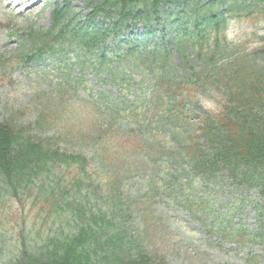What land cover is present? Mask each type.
Returning a JSON list of instances; mask_svg holds the SVG:
<instances>
[{
	"label": "trees",
	"instance_id": "obj_1",
	"mask_svg": "<svg viewBox=\"0 0 264 264\" xmlns=\"http://www.w3.org/2000/svg\"><path fill=\"white\" fill-rule=\"evenodd\" d=\"M187 1L178 0L180 4L176 5L175 0H89L92 8H97L96 13L111 22L110 26L87 28L76 38L73 34L63 35L62 31L31 29V48L26 54L30 58L40 57L49 50L53 52L58 40L66 36L72 41L70 45L87 47L94 52L97 37L110 35L118 48L121 34L130 27L126 21L144 22L141 24L149 33L155 19L162 21L161 16L166 17L168 24L163 28L168 31L164 36L168 41L145 45L142 51L140 46H131L125 53L116 49L119 69L122 65L133 69L129 73L134 78L138 71L148 75L135 93H126L134 94L131 102L124 100L123 111L128 114L116 130L132 125L138 119L132 112L144 109L151 111L149 118L140 124H146L144 138L117 140V146L100 140L93 143L95 152L88 155L80 148L69 152L67 145L42 142L12 118L0 124V137L5 136L7 144H18L8 157L0 151V235L7 233L11 237L13 232V228L6 226L12 219L2 209L5 202L10 207L17 201L25 210V200L35 201L38 208L46 210L53 219L51 231L38 242L44 258L55 255L53 261L63 263L67 259L76 262L78 258L85 264L123 263L131 258V252L124 249L127 245L129 250L134 249L131 255L149 261L152 255L147 250L151 251L154 243L149 240L148 226L141 225L134 205L140 189L124 183L122 178L153 169L171 180L172 184L170 181L164 184V191L179 201L210 234L215 233L225 241L237 239L242 245L247 239L245 236H253L264 244V62H239L240 59L233 56L234 45H204V36L199 30L205 26L214 29L215 21L218 24L224 18L217 11L219 4H200L199 8L194 2L199 0H191L185 8ZM161 2L181 12L160 11ZM112 11L117 18L109 17ZM184 19L185 24H182ZM62 21V15H55L53 27ZM89 21L94 23L95 17L91 16ZM174 53L177 56L174 57ZM195 54L197 62H191L189 69L200 70L205 79L217 76L218 80L208 85L212 89L213 86L219 88L224 100L221 109L212 112L199 125L202 131L189 137L191 125L181 104L190 99V95L184 91L182 82L173 81L168 74L181 68L180 60L188 62V57ZM171 62L172 65H167ZM126 72L123 69L121 74ZM112 81L119 84L118 92L130 86L127 77L119 76ZM118 135H125L124 130ZM68 139L71 140L65 139L68 144L73 143V137ZM157 154L162 156L156 158ZM51 155L57 158H50ZM253 189L259 191V196ZM124 196L131 201L129 208H124ZM222 196L225 202L216 213L214 208ZM251 198L257 221L261 220L255 225L258 230L255 235L249 234L240 221L232 223L236 213L241 215V205ZM29 236L27 233L21 243L30 245ZM158 264H166L164 258H159Z\"/></svg>",
	"mask_w": 264,
	"mask_h": 264
},
{
	"label": "rangeland",
	"instance_id": "obj_2",
	"mask_svg": "<svg viewBox=\"0 0 264 264\" xmlns=\"http://www.w3.org/2000/svg\"><path fill=\"white\" fill-rule=\"evenodd\" d=\"M0 0V56L2 61L0 62V121L5 115V111H8L13 105L25 107L30 106L34 102H40L47 97H43V93L49 88V82L55 79L58 74L56 69L58 66H51L49 62L46 64H38L37 62H25L18 58L19 52L23 47V42L27 40L24 34H26L32 28L35 30H41L49 27L50 21L54 15L59 17L61 11L67 12L66 29L69 34L73 32L75 35H79V29L82 26L90 28L93 24L100 26H110L111 22L104 16L99 15L97 8H92L93 5L89 4V0H39L34 4H30L25 7L24 3L28 0ZM25 1V2H23ZM101 2H107L108 0H98ZM178 1V0H177ZM176 2L179 5L180 2ZM191 0L187 1L185 8L188 7ZM163 5L159 6V10H176L174 6H167V2H161ZM220 4L219 10L224 16L222 21L225 27V37L227 40L243 44L241 50L245 52V56L240 57L242 62L247 60H255L257 64L264 62V0H201L200 4ZM59 8V9H58ZM236 9H240L241 16H237L233 12ZM180 10V9H178ZM90 12H95L94 15H89ZM136 12V10H135ZM119 14V13H117ZM111 19L112 15L117 18L115 12L108 14ZM94 16L96 21L92 24L89 22V18ZM229 16V17H228ZM119 19V16H118ZM154 19V18H153ZM161 20H154L152 26L153 32L157 33L162 27L168 26L166 17L161 16ZM165 19V20H164ZM171 21V20H170ZM8 22L13 26H8ZM127 26H130L128 32L122 36L123 42L121 43L122 49L127 50L129 42L134 38L143 37L145 27L144 22H134L129 20L125 22ZM128 23V24H127ZM131 31L134 32L131 35ZM151 33L148 38L156 37L158 34ZM102 41L98 45V53L103 55L104 52L109 54L112 49L116 48L115 40L111 36H107L101 39ZM65 45V44H62ZM69 47H64L63 51H69ZM71 51V50H70ZM72 54V52H71ZM68 57V55L64 56ZM255 59H254V58ZM82 58H86L83 53ZM193 61V58H191ZM100 60H103L102 58ZM52 61V60H51ZM108 62V60H105ZM191 60L181 65V73L176 77L186 76L183 74L187 68V74H192ZM98 63V61H97ZM115 62H111L109 67H112ZM84 69L89 70L87 79L90 81L88 86L92 89V83L96 86L99 71L97 65L94 62H87L83 65ZM133 69H129L132 72ZM45 71L48 73V78L44 75ZM107 70H104L105 74ZM96 73V74H95ZM137 82L134 86L140 84V80H144L148 75L142 74L140 71L136 72ZM105 76L102 75V78ZM199 82L191 81L189 84L192 89V94L202 97V107L194 114H198L194 117L191 116V120L195 122H202L205 116V112L208 110L217 111L218 104L216 100L219 97L215 96L214 92H204L203 87H198ZM103 86V85H101ZM98 88L97 86L94 90ZM107 89L108 87H103ZM79 93V91H78ZM41 94V95H40ZM77 94V93H76ZM131 97V96H130ZM34 103V104H35ZM22 104V105H19ZM191 112V110H190ZM96 122H85L83 125L87 132L94 129L93 124ZM98 124H96L97 126ZM95 126V129H96ZM19 143V142H16ZM18 144H7L0 139V151L3 152L5 157L12 155V148ZM15 150V149H13ZM47 153V150H44ZM16 157V156H15ZM13 157V158H15ZM50 158H57L52 156ZM153 170L148 172H139V177L136 179H128L129 184L140 186L141 194L135 200V206L138 208V219L141 225L151 223L153 228L150 230V234L155 237L157 242L155 243L161 253L166 256L167 262L170 264H246L245 257L254 256L253 261H257L258 264H264V249L255 241H250L242 248H236L231 245H219L216 242H209L206 240L201 228L195 221H192L185 212L182 210L174 209L170 205H163L161 203L162 188L159 187V182L155 180L156 175H152ZM158 191V193L156 192ZM134 194V193H133ZM25 200V198H24ZM223 202V199L221 198ZM124 208H129L131 201L128 197L124 196L123 199ZM25 210L21 204L17 201L3 205V208L7 210L9 218H11L7 225L13 228L11 237L7 233L0 235V264H85L81 263L82 258H78L79 261L65 260L53 261L55 255L44 258L41 254V238L51 231L53 226V219L48 217L46 210L38 208V204L32 201H24ZM22 210H20V208ZM141 209V210H140ZM25 215L21 217L22 212ZM13 213H17L16 216ZM24 219V220H23ZM190 219V220H189ZM147 221L145 223L144 221ZM240 221L244 229L252 230L255 224L260 223L256 220L255 211L252 208L250 202H245L241 215L236 213V218L233 219V223ZM27 233H30L28 240L30 245L21 243L22 239ZM164 237H159L160 234ZM151 240L152 238L149 237ZM5 251H2L3 249ZM125 250H128L131 258L126 259L123 263L115 262L114 264H158V260H145L144 258L135 257L132 254L133 248L129 250L127 245L124 246ZM40 251V252H39ZM20 253L19 256H17ZM160 253L158 254V256ZM47 259V260H46ZM84 261V259H83Z\"/></svg>",
	"mask_w": 264,
	"mask_h": 264
},
{
	"label": "bare ground",
	"instance_id": "obj_3",
	"mask_svg": "<svg viewBox=\"0 0 264 264\" xmlns=\"http://www.w3.org/2000/svg\"><path fill=\"white\" fill-rule=\"evenodd\" d=\"M16 0H13L12 2H15ZM39 0H34L32 3L31 2H27L26 4H25V6H27V5H32V4H34V3H36V2H38ZM0 139L2 140V141H4V142H6L7 140H6V137L5 136H2V137H0Z\"/></svg>",
	"mask_w": 264,
	"mask_h": 264
}]
</instances>
